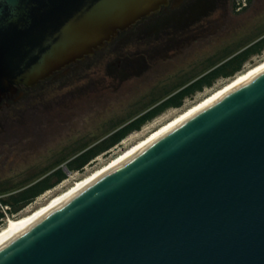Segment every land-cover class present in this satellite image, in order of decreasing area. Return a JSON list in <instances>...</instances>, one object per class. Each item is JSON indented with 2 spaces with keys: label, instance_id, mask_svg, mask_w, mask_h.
Returning <instances> with one entry per match:
<instances>
[{
  "label": "water",
  "instance_id": "water-1",
  "mask_svg": "<svg viewBox=\"0 0 264 264\" xmlns=\"http://www.w3.org/2000/svg\"><path fill=\"white\" fill-rule=\"evenodd\" d=\"M172 0H0V99ZM0 264H264V71L0 247Z\"/></svg>",
  "mask_w": 264,
  "mask_h": 264
},
{
  "label": "rangeland",
  "instance_id": "rangeland-1",
  "mask_svg": "<svg viewBox=\"0 0 264 264\" xmlns=\"http://www.w3.org/2000/svg\"><path fill=\"white\" fill-rule=\"evenodd\" d=\"M237 1L240 6L236 9L206 1L200 10L193 12L191 8L192 11L183 16L150 28L149 35L146 31L130 36L123 47L117 48V43H112L96 59L81 63L85 71L82 69L64 80V85H38L10 108L2 107L0 189L20 185L55 167L58 162L64 167L78 149L99 144L115 127L142 116L153 108V101L165 98L167 91L201 77L208 71L210 63L261 39L264 36V0ZM164 25L169 26L160 30ZM104 54L111 58L98 63L97 70L87 69L96 65V60ZM263 60L264 52L253 57L242 72ZM124 62L125 81L109 77L105 81L102 79L104 85H88L93 72L98 71L100 77V73L104 75L105 72L102 67L123 65ZM230 79H220L212 88L185 100L181 108L167 110L107 154L96 158L83 171L69 173L67 180L19 213L11 215L0 210V230L10 219L20 218L45 204ZM0 197L6 199L8 195Z\"/></svg>",
  "mask_w": 264,
  "mask_h": 264
},
{
  "label": "trees",
  "instance_id": "trees-1",
  "mask_svg": "<svg viewBox=\"0 0 264 264\" xmlns=\"http://www.w3.org/2000/svg\"><path fill=\"white\" fill-rule=\"evenodd\" d=\"M250 3L251 0H246ZM236 9V8H235ZM264 52V36L256 42L233 52L226 53L217 62L209 65L208 71L201 77L180 84L172 91H167L161 101H153V108L142 116L115 127L110 135L99 144L89 148L84 146L71 155V160L64 166L58 162L55 167L47 169L40 175H36L24 183L17 186H4L0 189V195L7 194L6 199L1 198L3 206L7 207V212L15 215L29 206L37 198L52 190L69 178V173L81 172L96 158L107 154L114 147L118 146L133 132L139 131L144 125L151 122L171 108H181L185 100L193 98L196 94L203 92L207 88H212L220 79H230L244 69V66L255 56H260ZM159 102V104H157ZM117 128V129H116ZM69 160V159H68ZM66 160L65 162H67ZM1 226V223H0Z\"/></svg>",
  "mask_w": 264,
  "mask_h": 264
},
{
  "label": "bare ground",
  "instance_id": "bare-ground-1",
  "mask_svg": "<svg viewBox=\"0 0 264 264\" xmlns=\"http://www.w3.org/2000/svg\"><path fill=\"white\" fill-rule=\"evenodd\" d=\"M264 71V60L259 62L253 67H250L246 71L239 73L233 79H230L221 88L213 91L208 96L203 98L201 101L195 103L194 105L186 108L175 117L168 120L166 123L157 127L149 135L143 139L136 142L134 145L129 147L127 150L117 155L108 163L104 164L100 168L90 172L89 174L82 177L80 180L76 181L72 186L66 188L64 191L58 193L57 195L51 197L45 204L28 211L25 215L17 219H10L6 226L0 230V247L10 241L17 233L22 231L24 228L32 224L34 221L42 217L44 214L49 212L51 209L59 205L61 202L66 200L68 197L76 193L78 190L83 188L85 185L93 181L95 178L106 172L107 170L117 166L119 163L124 161L126 158L131 156L133 153L138 151L140 148L160 137L164 133L178 126L197 112L201 111L205 107L214 103L227 93L236 89L240 85L246 83L259 73Z\"/></svg>",
  "mask_w": 264,
  "mask_h": 264
},
{
  "label": "flooded vegetation",
  "instance_id": "flooded-vegetation-1",
  "mask_svg": "<svg viewBox=\"0 0 264 264\" xmlns=\"http://www.w3.org/2000/svg\"><path fill=\"white\" fill-rule=\"evenodd\" d=\"M206 1L208 2L209 0H172L168 7L163 8L159 13L154 14L151 17L143 19L141 22H139L133 28H131L125 32H121L115 38V40H113L107 46L112 45V43H117L116 44L117 48L123 47V45H125V39L127 40V38H129L130 36L141 35L146 31H148L146 34L149 35V29L150 28L155 27L156 25H158L159 23L164 22V21H167V23H168V21H170L171 19L177 18V16H183L184 14H187V11L193 10V12H195L200 7H203L204 3ZM210 1L211 2L213 1L212 4L216 5V6H218V5H220V6L229 5L230 7H233V8H237V6H240V3L237 0H210ZM191 8H192V10H191ZM168 26L164 25L163 28L160 27L159 29L160 30L166 29ZM151 34L152 33H150V35ZM104 49L100 50L99 52H97L92 57L87 58L84 61H81L77 64H74V65L68 67L64 71L55 74L53 77L39 83L38 85H64L63 84L64 80L70 79V77H72L73 75H76V73L80 72L83 69V67L81 66V63L86 62V61H91L92 59H96L98 57V55H100ZM110 58H111V56L104 54V56H101L100 58H98L96 60V62H95L96 65H94V66L91 65L87 69H96L97 70V68H99L97 65L98 63H100V62L102 63L103 61H108ZM102 68H105L104 75H102V72H101L100 73L101 75L99 77L98 71L93 72V75L90 76L91 81L88 83V85H104V81L107 80L109 77H113L115 79H122L123 81H125V62L123 65H121V64L112 65L111 64V65H107L106 67H102ZM84 69H86V68H84ZM80 79H82V78H80ZM102 79H104V81ZM34 88L26 89L24 87H20L16 94H11V93L7 94L5 98L0 99V109L2 107L10 108L12 104L17 103L20 99L26 98L30 94V91H32Z\"/></svg>",
  "mask_w": 264,
  "mask_h": 264
},
{
  "label": "built area",
  "instance_id": "built-area-1",
  "mask_svg": "<svg viewBox=\"0 0 264 264\" xmlns=\"http://www.w3.org/2000/svg\"><path fill=\"white\" fill-rule=\"evenodd\" d=\"M0 210H3L4 213H7V207L3 206L1 203V197H0Z\"/></svg>",
  "mask_w": 264,
  "mask_h": 264
}]
</instances>
